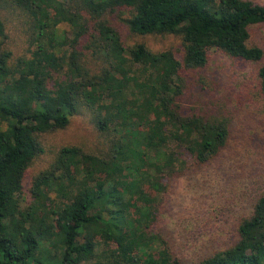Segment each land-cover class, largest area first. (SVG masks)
Here are the masks:
<instances>
[{
  "label": "trees",
  "instance_id": "trees-1",
  "mask_svg": "<svg viewBox=\"0 0 264 264\" xmlns=\"http://www.w3.org/2000/svg\"><path fill=\"white\" fill-rule=\"evenodd\" d=\"M27 17L31 49L12 59L0 17V264H180L157 230L162 180L213 161L235 111L207 69L212 51L261 62L252 0H4ZM179 45L126 46L124 32ZM32 40V41H31ZM218 82V83H217ZM264 101V63L257 69ZM81 111L93 148L61 147L17 195L41 136ZM57 204V205H56ZM237 240L198 264H264V192Z\"/></svg>",
  "mask_w": 264,
  "mask_h": 264
},
{
  "label": "rangeland",
  "instance_id": "rangeland-1",
  "mask_svg": "<svg viewBox=\"0 0 264 264\" xmlns=\"http://www.w3.org/2000/svg\"><path fill=\"white\" fill-rule=\"evenodd\" d=\"M252 1L264 5V0ZM0 17L5 24V47L12 59L27 56L32 35L27 17L4 0H0ZM124 43L162 51L178 46L179 39L126 31ZM247 44L262 50L261 62H243L212 51L207 67L219 79L221 92L235 111L227 147L198 170H187L177 178L161 181L157 230L180 264H198L230 247L237 240L239 221L251 214L255 200L264 192V101L256 89L257 69L264 63V23L249 28ZM97 141L85 111L74 115L65 129L42 135V153L27 168L17 195L19 208L32 203L33 180L50 166L61 147L93 148Z\"/></svg>",
  "mask_w": 264,
  "mask_h": 264
}]
</instances>
